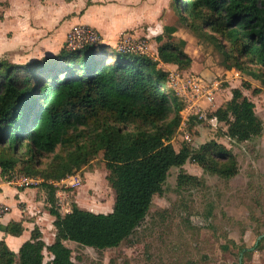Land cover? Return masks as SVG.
I'll return each mask as SVG.
<instances>
[{
	"label": "trees",
	"instance_id": "16d2710c",
	"mask_svg": "<svg viewBox=\"0 0 264 264\" xmlns=\"http://www.w3.org/2000/svg\"><path fill=\"white\" fill-rule=\"evenodd\" d=\"M171 5L183 25L214 43L228 68L238 66L264 86V0H172ZM176 31V26L166 25L155 37L158 59L117 52L100 42L82 50L63 47L25 64L0 60L1 175L10 177L21 165L27 175L41 177L56 228L55 240L48 245L35 227L19 250L18 264H43L45 250L53 255L50 264H82L73 260L66 241L98 251L119 246L145 220L171 168L183 167L188 160L225 178L238 173L236 154L216 140L198 151L187 143L179 150L173 144L183 102L173 89L168 87L174 94L164 88L169 71L160 63L179 69L193 63L187 40L174 36ZM255 107L235 88L226 106L209 118L226 123L231 138L247 141L264 130ZM101 154L116 193L112 211L94 212L74 203L71 211L60 212L53 182L78 174ZM196 179L182 172L178 184ZM24 229L22 221H12L6 231L18 236ZM263 240L240 249L251 255ZM16 259L1 240L0 264Z\"/></svg>",
	"mask_w": 264,
	"mask_h": 264
},
{
	"label": "rangeland",
	"instance_id": "374dc122",
	"mask_svg": "<svg viewBox=\"0 0 264 264\" xmlns=\"http://www.w3.org/2000/svg\"><path fill=\"white\" fill-rule=\"evenodd\" d=\"M119 1L124 4L127 0ZM171 3L172 0H144L134 7L137 16H143L149 23L140 26L139 33H132L148 37L145 36L148 25L150 28L160 25V34L166 25L177 26L179 34L187 38L186 50L193 57V63L188 69L176 67L173 71L184 79L191 75L219 82L214 104L206 112L207 118L200 121L193 119V115L185 119L173 144L179 150L187 143L193 151H198L202 144L216 140L236 154L238 173L225 178L190 160L183 167H172L164 191L155 195L145 220L128 239L102 251L68 242L73 260L82 264H264V240L261 248L251 255H244L240 249L252 247L264 233V130L260 136L237 141L228 136L226 123L214 122L208 117L219 107H225L232 98V90L240 88L255 103V111L264 125V89L261 88L264 86L240 67L228 68L222 52L210 39L197 36L183 25ZM2 17L0 15V19ZM2 25L0 23V60L25 64L44 57L37 39H27L18 33V37H14L8 29L10 23ZM149 43L152 56L158 46L154 36L149 37ZM164 88L170 91L165 83ZM255 89H259V93L254 92ZM173 91L177 94V89ZM173 91L170 93L174 94ZM182 172L197 179L180 186L178 176ZM17 173L26 174L21 165ZM77 173L74 185L67 186L70 180L67 185H57L56 205L60 212L71 211L74 203L94 212H111L116 193L108 181L110 171L102 154Z\"/></svg>",
	"mask_w": 264,
	"mask_h": 264
},
{
	"label": "crops",
	"instance_id": "0c3cea01",
	"mask_svg": "<svg viewBox=\"0 0 264 264\" xmlns=\"http://www.w3.org/2000/svg\"><path fill=\"white\" fill-rule=\"evenodd\" d=\"M143 2L144 0H127L123 4L119 0H0V15L3 16L0 23H10L11 27L8 29L13 32L14 37H18V33L27 39H37L38 48L44 56L56 54L65 47L67 34L75 24L95 27L100 32L103 43L115 47L123 34L134 31L139 33L140 26L149 23L143 16L138 17L134 10V7ZM148 26L145 36L156 37L161 33L160 25H157L158 28ZM178 30L177 28L174 36L187 40ZM161 66L168 71L178 67L170 63H161ZM38 185L19 187L9 184L4 181L0 168V203L9 206V211L0 217V241L4 240L16 253L14 264H18L19 250L31 238L35 227H39L48 245L55 240V217L48 208L47 191ZM12 221L23 222L25 229L21 235L6 231L7 225ZM68 242L71 241H66L65 244L71 247ZM44 255L43 264H50L53 255L47 250Z\"/></svg>",
	"mask_w": 264,
	"mask_h": 264
},
{
	"label": "built area",
	"instance_id": "2783aa9c",
	"mask_svg": "<svg viewBox=\"0 0 264 264\" xmlns=\"http://www.w3.org/2000/svg\"><path fill=\"white\" fill-rule=\"evenodd\" d=\"M100 42H103V38L95 27L88 24H75L67 34L65 48L72 51L82 50L88 45ZM150 47L151 44L149 43V37H139L135 36L133 33H126L119 37L114 48L117 52L121 53L151 56V54H149ZM155 54L151 57L158 59L157 51ZM167 85L171 89H177L176 95L179 97L180 101L183 102V108L180 112L183 123L185 119H190L193 115H197L199 118H207L206 112L208 108L214 104L215 91L219 87V82H208L203 80L201 77L191 75H188L184 79L180 77L179 72L169 71ZM203 104H206L207 106H204ZM184 114L188 116L186 117ZM210 120L214 122L217 121L215 118H211ZM78 176L79 175L76 174L67 175L58 182H52L55 185H58L60 183L66 184L67 181L70 180L69 185L66 184L69 187L74 185L73 181L78 180ZM4 181L19 187H31L41 183L43 179L41 177H33L27 174H18L15 172L10 177H4ZM8 211L9 206L0 203V217L5 215Z\"/></svg>",
	"mask_w": 264,
	"mask_h": 264
},
{
	"label": "water",
	"instance_id": "95a60500",
	"mask_svg": "<svg viewBox=\"0 0 264 264\" xmlns=\"http://www.w3.org/2000/svg\"><path fill=\"white\" fill-rule=\"evenodd\" d=\"M263 236H264V233L259 236V239L262 238Z\"/></svg>",
	"mask_w": 264,
	"mask_h": 264
},
{
	"label": "flooded vegetation",
	"instance_id": "af4514ba",
	"mask_svg": "<svg viewBox=\"0 0 264 264\" xmlns=\"http://www.w3.org/2000/svg\"><path fill=\"white\" fill-rule=\"evenodd\" d=\"M260 239H261V238H260ZM258 240H259V238H258ZM258 240H257V241H258ZM256 243H257V242H256ZM256 243H255V244H256ZM255 244H254V245H255ZM254 245H253V246H254ZM253 246H252V247H253Z\"/></svg>",
	"mask_w": 264,
	"mask_h": 264
}]
</instances>
